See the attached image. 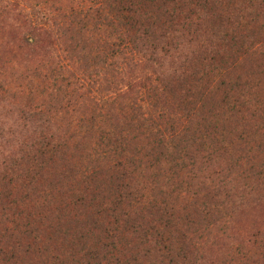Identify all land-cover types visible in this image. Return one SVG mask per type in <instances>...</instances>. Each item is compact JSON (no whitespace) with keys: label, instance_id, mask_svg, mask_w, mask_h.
Returning a JSON list of instances; mask_svg holds the SVG:
<instances>
[{"label":"trees","instance_id":"obj_1","mask_svg":"<svg viewBox=\"0 0 264 264\" xmlns=\"http://www.w3.org/2000/svg\"><path fill=\"white\" fill-rule=\"evenodd\" d=\"M254 1L47 0L35 19L19 13L27 69L0 72L13 155L0 165V264H217L211 231L219 242L251 185L264 202V94L205 56ZM259 237L243 238L238 263L264 258Z\"/></svg>","mask_w":264,"mask_h":264},{"label":"rangeland","instance_id":"obj_2","mask_svg":"<svg viewBox=\"0 0 264 264\" xmlns=\"http://www.w3.org/2000/svg\"><path fill=\"white\" fill-rule=\"evenodd\" d=\"M45 1L47 0H0V72L3 75V80L8 81L10 77L14 78L18 75H23L27 69L28 55L23 53V51H15L17 42L25 34L19 13L21 12L24 15L29 13L31 19L32 17L35 19L37 11L32 10L31 6L43 4ZM251 3H262V6L255 5L254 8L248 9L247 13L244 14V20L240 21V28L235 23L231 26H225V28H228L229 33L223 37L220 34L222 40L211 43L217 48V53H211L205 57L212 59L213 65L220 70V73L225 74L226 80L234 81L238 79L237 82L240 86L250 85L252 86V91L256 88L260 94H264V57L261 54L258 56L252 54L254 49L251 47V43H254L255 46L258 41L263 40L261 51L264 53V0H256ZM203 27H206V31L203 30V32L213 35L206 24ZM238 48H240L239 52L236 51ZM44 51L45 49L42 48L37 54L42 57ZM32 60L35 63L37 58ZM198 69L209 70L207 62L202 61ZM13 115L16 117V113ZM10 118L11 116L6 120H10ZM4 120L0 118V124ZM8 123L11 124L12 121H8ZM8 131V127H4L5 136L9 134ZM2 144L4 143L0 141V165L5 161L10 162L13 156L8 153L11 148L1 146ZM262 156L264 159V154ZM253 164H264V160H256ZM244 168L246 167L243 165L242 169L234 173L235 182L233 186L237 197L241 196L243 190H247L243 188V181L239 178V174L243 173ZM255 189L256 185H251L249 190L254 191L253 195L243 198L238 203L240 206L234 211L232 210L233 215L231 213L230 217L226 219L228 221V229L219 242L215 238V229L211 231L210 239H214L213 246L215 245L212 252L217 253L216 255L212 254V257L217 260V264H240L238 263V256L232 253L237 248L241 249L245 246L242 240L246 236L260 234L261 237H259L257 242L264 243V202H253L259 191H255ZM261 195H264V191H261ZM248 248H252L257 253L256 246ZM263 259L256 258L255 261H259L257 264H264Z\"/></svg>","mask_w":264,"mask_h":264}]
</instances>
